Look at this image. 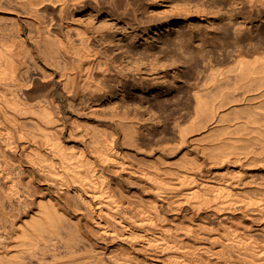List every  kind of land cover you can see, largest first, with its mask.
<instances>
[{
	"label": "bare ground",
	"instance_id": "6f19581e",
	"mask_svg": "<svg viewBox=\"0 0 264 264\" xmlns=\"http://www.w3.org/2000/svg\"><path fill=\"white\" fill-rule=\"evenodd\" d=\"M180 1H197L182 12L206 16L207 25L184 28L180 4H169L177 15L153 10L144 20L158 25L163 54L192 62L182 98L174 100L180 142L153 159L138 142L130 104L123 113L98 115L114 124L109 128L71 116L68 107L86 92L105 95L107 83L96 72L105 77L111 69L72 15L90 4L128 7L131 0H0V264H264V242L256 238L264 233L256 226L264 203L255 215L247 214L253 200L238 204L262 188H252L256 176L235 166L264 161V0H205L209 8L204 0ZM143 44L144 53L151 47L155 54L153 41ZM192 115L190 126L180 127ZM216 123L223 125L210 126ZM248 133L262 135L252 140L261 151L240 144L249 139L221 137ZM224 164L220 178L214 168Z\"/></svg>",
	"mask_w": 264,
	"mask_h": 264
},
{
	"label": "rangeland",
	"instance_id": "374dc122",
	"mask_svg": "<svg viewBox=\"0 0 264 264\" xmlns=\"http://www.w3.org/2000/svg\"><path fill=\"white\" fill-rule=\"evenodd\" d=\"M204 1L200 2V5ZM196 2H193V3H196ZM184 3H185L184 1L181 2L180 0H147V1L146 0H131V5L128 7H126V5H123L120 7L105 6V8L103 7L99 9L98 7H95V4H90L86 8L79 9L78 11H76L71 17L73 23L77 25H81L82 27L88 29L89 32L94 36L93 42L94 41L95 42L93 43V45L95 44L94 46L97 49H100V51H102L103 53H105L103 54L101 52L105 57L109 58L108 60H109L111 69H110V72H108L107 75L105 76L106 78L100 71L96 72V77L98 79H101L103 83H107L106 87L108 88L107 89L108 92L105 95H100L102 93L100 94L98 93L97 95L96 94L92 95L91 93L88 94L86 92V94L84 93L80 96L75 97L74 99H72L71 103L68 106L70 107L69 109L70 115L78 116L81 119H83V121H89V122H92L93 124H98L103 127L105 126L104 128H109L110 126L113 127L114 124H112L109 121L97 120L98 115L101 116L104 114L107 116H111L109 114L115 113V112L123 113L127 109L128 111L126 112H128L131 115V117H134L136 119V121H133V123H134L135 129L138 132L137 137L139 139L138 140L139 144L144 148L145 152L147 150L148 151L152 150L151 152H153V156H151V158L153 159L157 158L162 153L161 152L162 150L160 148L164 147V145L167 144L169 146L170 145L172 146L174 143H178V141L180 142L181 136L178 135L179 132L176 126V121L177 119H179V116L177 114H179L180 111L176 112V109H175L176 107H174L175 106L174 104L176 103H174V100L180 95L182 98L183 92L181 91V89L186 83L187 75L189 74L191 67H192L191 66L192 62L190 63L186 62V59L180 54H175L173 57L167 54H163L162 49L165 46L164 45L162 46L161 44L162 42L160 43L156 39L158 37V35L156 34V31H157L156 26L158 25L157 24L149 25V23L147 24V22L144 23L145 22L144 20L148 18L147 14L152 13L153 10H156L155 12L157 13H160L161 10L162 11L166 10L165 12L169 11L170 14H172L174 13V11L170 7L180 4L177 6H183V8H181V10L179 11L181 12L180 17H181L182 25L184 28H186L185 26L188 27V25L194 24L196 22L199 23L200 21H202L201 22L202 25L203 24L207 25L209 20L207 19L206 16H199V17L195 16L194 17V15L187 14V12H182L185 10V7L192 8L191 10H194V8H196V6H194L193 3H191L193 5L191 4L187 5V3L185 4ZM169 4H173V5L171 6ZM204 4H202L204 5V8L211 7L210 1H205ZM202 5L200 7H203ZM43 10L46 12L48 16L50 15L55 16V12L51 5H46L45 7H43ZM147 10L149 11L151 10V11L150 12L148 11L149 13L148 12L145 13V16H144L142 12H145ZM171 11L173 12L171 13ZM177 12L178 11H175L174 14H176ZM176 17L178 18L179 16H176ZM140 18L141 20L143 19V23L140 22ZM253 22L249 23L250 27H253L254 29H259V30L263 28V27L261 28L259 24L257 23L254 24ZM174 26L177 27V25H174ZM262 30L264 31V28ZM163 35H164L163 39L165 40L167 38L166 37L167 34L166 35L163 34ZM103 37L104 39L102 40ZM100 38H101V41H99ZM145 38L153 41L154 45L157 47L155 50L156 51L155 54H153L151 47H148L145 53L143 52V49H144L143 46L146 47V45L143 44V40ZM217 39L218 41L216 40L215 42H217V44H220L219 46H221L223 44L226 45L229 42L228 40L232 39V37L226 38L224 42L223 41L221 42L220 38H217ZM198 43H201V44L198 45ZM203 43L204 42L202 40H198L195 42L197 47H201ZM208 48L215 52L217 51V48L214 45L210 44L208 45ZM172 84H173V87H172ZM174 84L177 85L178 87H176ZM151 87H154V90L157 92V94L150 92ZM121 90H123V92ZM169 90L172 92L170 93ZM162 93H165V94H162ZM171 98L173 99L172 100L173 103L172 101H170ZM165 99H166V102H165ZM258 102H260V100ZM124 103H127V105L130 104V105L126 107L127 105ZM166 103H168L169 105L173 104L172 106H170L171 109H169V107L166 106L167 105ZM258 104H261V103H258ZM164 105L168 108H166ZM261 105L264 107V103H262ZM124 106L126 107V109ZM263 110L264 108L259 111H263ZM224 111H227V110H224ZM181 112H184V111H181ZM220 112H223V110ZM192 117H194V115H192L189 118H186L185 120H181L180 127L185 128V127L190 126L191 122L193 121ZM238 120L239 119L231 118L230 120H228V122L233 124V123L238 122ZM240 121L248 122L251 120H249L248 118H245V119H240ZM260 121L264 122V119H260ZM174 124L177 130L175 129ZM215 125L221 126L223 124L222 123L221 124L220 123L210 124L211 127ZM82 130H84V123L83 125L79 126L77 132H81ZM203 134L204 133H202L201 135L192 133V134H189V138H192L193 136H202ZM64 135L65 137H68L67 131L65 132ZM215 136H218V135H215ZM261 136L262 135H259L256 133H248V134H227L224 136L222 135L221 137L249 139L250 141H247V140L241 141L240 144L250 145V150H252L254 153V152H259L263 149L262 146H260V144L258 143L256 144V142L252 141L256 137H261ZM169 146H166V147H169ZM190 148H192V144H188L186 148H182L177 153L181 155L183 152L189 150ZM119 151L122 153H125L126 149L123 148L122 146H119ZM202 157H203V160H206V157L204 155H202ZM207 163H208V160L205 161V165ZM245 163H246V160L242 159V164L237 163L238 165H235L236 169L240 170L241 172H243V174L247 176L250 174H253L252 179H255V176H256V179L253 182V185H251V187L256 188V189L262 188L264 190V185H263L264 183V180H263L264 179L263 178L264 177V170H263L264 161L257 162L256 166L254 164L255 168L254 166L248 167L249 165L247 164L245 165ZM225 166L226 165L224 164V165H219L214 168V170H217L218 172H220L218 173V177H220L221 172L222 173L223 171L225 172ZM206 168L208 167H204V169ZM218 177L217 175L215 176V178H217V180L214 179L216 182L220 181L218 179H220L221 177L220 178ZM232 181L234 180L232 179ZM256 185H259V186H256ZM125 189L131 190V188L128 186ZM261 190H259L260 192L258 191L259 195H256L255 196L256 198L253 197L254 194H251L252 196L249 194L250 197L249 195L248 196L245 195L238 199V204H246V203L248 204V201L250 203L252 200L256 201L259 198L255 204H254L255 201L254 202L252 201L251 202L252 205L251 204L248 205L249 208L251 207L250 209L252 208L254 209V212H253V209L249 210L250 212L249 211L247 212L248 215H255L256 214L255 208L263 205L264 200L262 199H264V197L262 196L263 194L261 193ZM251 197L253 198L251 199ZM147 199L148 200L152 199L153 201V200H156V196L150 195V196H147ZM183 211L185 212V208ZM185 218L189 219L188 217H185ZM175 219L179 220L178 218H175ZM215 220H216L215 221L216 223L214 222V224H217L218 223L217 218H215ZM188 221L190 220H187L185 222L187 223ZM259 223L261 224H258L256 222L257 227L264 226V220H262ZM256 238L258 239V242L260 243L264 242V233H256ZM187 240L191 241L190 238ZM148 255L149 254L147 253H142V255H140L139 257L141 259L144 258L143 260H146V259L150 260V255L149 257ZM168 264H171V263H168Z\"/></svg>",
	"mask_w": 264,
	"mask_h": 264
}]
</instances>
